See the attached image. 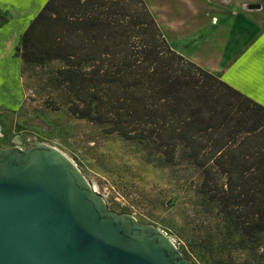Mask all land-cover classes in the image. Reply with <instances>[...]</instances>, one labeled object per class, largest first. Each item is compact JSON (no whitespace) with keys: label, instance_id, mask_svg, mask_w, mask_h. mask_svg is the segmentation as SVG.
<instances>
[{"label":"trees","instance_id":"trees-1","mask_svg":"<svg viewBox=\"0 0 264 264\" xmlns=\"http://www.w3.org/2000/svg\"><path fill=\"white\" fill-rule=\"evenodd\" d=\"M17 54L45 108L187 185L196 264H264V104L175 50L146 0H47Z\"/></svg>","mask_w":264,"mask_h":264},{"label":"water","instance_id":"water-1","mask_svg":"<svg viewBox=\"0 0 264 264\" xmlns=\"http://www.w3.org/2000/svg\"><path fill=\"white\" fill-rule=\"evenodd\" d=\"M0 264L196 263L160 226L112 209L70 157L39 142L0 147Z\"/></svg>","mask_w":264,"mask_h":264},{"label":"rangeland","instance_id":"rangeland-1","mask_svg":"<svg viewBox=\"0 0 264 264\" xmlns=\"http://www.w3.org/2000/svg\"><path fill=\"white\" fill-rule=\"evenodd\" d=\"M46 1L0 0V147L18 145L25 148L39 142L57 147L78 165L105 196L110 207L113 206L112 209L121 212L122 207H129V212L141 221L164 229L184 253L188 250L183 236L187 228L185 220L190 212L187 211L190 207L187 185L173 180L169 169L143 160L136 148L119 135L105 134L100 127L74 118L65 110H48L43 96L28 87L25 81L23 83L17 46L23 32ZM149 1V6L155 10L157 0ZM260 1L264 5V0ZM169 6L177 8L171 1ZM216 7L221 8L220 5ZM180 8L176 13H184L187 17L193 11L188 2L182 3ZM217 14L225 18L224 13L217 11ZM235 21V16H230L228 23L222 21L221 28L216 27V30L219 28L215 32L217 38L197 52L204 68L208 69L219 61L221 63L225 50L233 55L239 48L240 45L228 44L227 41L229 36L238 34ZM163 28L169 41H175L172 29L169 30L166 25ZM234 37L236 41L242 40L239 35ZM244 40H247L246 37ZM180 41L183 46L192 48L188 40Z\"/></svg>","mask_w":264,"mask_h":264},{"label":"crops","instance_id":"crops-1","mask_svg":"<svg viewBox=\"0 0 264 264\" xmlns=\"http://www.w3.org/2000/svg\"><path fill=\"white\" fill-rule=\"evenodd\" d=\"M146 1L147 3L150 2L149 0ZM170 1L177 5L176 10L169 6ZM185 2H188L193 11L188 17L184 13H179L185 15L183 18L176 12L181 10L180 5ZM249 2L258 3L261 1L157 0V3H154L156 12L153 6L150 5V8L156 13L155 16L163 30V25H166L169 30L172 29L176 40L169 42L173 48L204 67L205 65L197 57V52L203 49L213 38H217L215 32L221 28L222 21L226 20L228 23L230 16H235V28L237 27L238 31L236 35L241 36L242 40L237 39L238 41H236L234 37L236 35L233 34L229 36L230 38L228 37L227 41L228 44L240 46L235 53H232L233 55H230L228 50L222 52V62L219 61L217 64L208 67V70L217 73L228 83L264 104V10L250 7ZM216 5H220L221 8L216 7ZM217 11L225 14L224 20L218 16ZM214 12H216L215 15L212 14ZM217 26H219L218 30H216ZM223 27L226 30L225 24ZM164 34L170 40L166 32ZM244 37H246L247 42ZM181 39L192 43V48L183 46L180 43ZM239 49H241L240 52Z\"/></svg>","mask_w":264,"mask_h":264},{"label":"flooded vegetation","instance_id":"flooded-vegetation-1","mask_svg":"<svg viewBox=\"0 0 264 264\" xmlns=\"http://www.w3.org/2000/svg\"><path fill=\"white\" fill-rule=\"evenodd\" d=\"M249 4L251 5L250 7L254 8V9H260V10H264V5H262L261 2L258 3H254V2H249Z\"/></svg>","mask_w":264,"mask_h":264},{"label":"built area","instance_id":"built-area-1","mask_svg":"<svg viewBox=\"0 0 264 264\" xmlns=\"http://www.w3.org/2000/svg\"><path fill=\"white\" fill-rule=\"evenodd\" d=\"M166 232V231H165ZM167 233V232H166ZM168 234V233H167ZM169 235V234H168ZM171 238H172V240H173V242L178 246V244H177V242H176V240L172 237V236H170ZM179 247V246H178Z\"/></svg>","mask_w":264,"mask_h":264}]
</instances>
